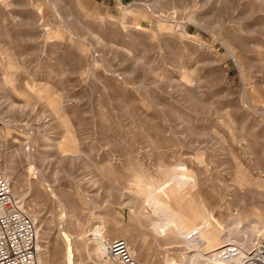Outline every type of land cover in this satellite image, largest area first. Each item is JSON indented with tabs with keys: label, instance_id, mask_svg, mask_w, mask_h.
<instances>
[{
	"label": "rangeland",
	"instance_id": "374dc122",
	"mask_svg": "<svg viewBox=\"0 0 264 264\" xmlns=\"http://www.w3.org/2000/svg\"><path fill=\"white\" fill-rule=\"evenodd\" d=\"M0 175L51 264L63 233L230 264L264 228V0H0Z\"/></svg>",
	"mask_w": 264,
	"mask_h": 264
},
{
	"label": "built area",
	"instance_id": "2783aa9c",
	"mask_svg": "<svg viewBox=\"0 0 264 264\" xmlns=\"http://www.w3.org/2000/svg\"><path fill=\"white\" fill-rule=\"evenodd\" d=\"M105 247L108 257L117 264H145L134 259L124 240L108 241ZM232 262L236 264L235 261ZM0 264H39V235L36 223L27 214L23 202L15 199L9 182L1 175ZM207 264L222 263L211 261ZM239 264H264V240L258 241Z\"/></svg>",
	"mask_w": 264,
	"mask_h": 264
},
{
	"label": "bare ground",
	"instance_id": "6f19581e",
	"mask_svg": "<svg viewBox=\"0 0 264 264\" xmlns=\"http://www.w3.org/2000/svg\"><path fill=\"white\" fill-rule=\"evenodd\" d=\"M30 142H29V146H30ZM24 152H25L26 157L29 159V161L31 163L33 160V152L30 149H27ZM35 171H37V170L33 169V177L35 178L36 176L37 177L40 176L42 181L48 185L47 190L48 191L50 190V192H51L50 194L55 195L52 186L50 184H48V181L45 179V177L42 174H40L39 172L35 173ZM5 180H8V179L6 178ZM8 182H9V180H8ZM13 196L17 200L20 199L19 197H16L14 194H13ZM23 201H24V199L22 200V202ZM59 204L62 205L61 202ZM256 223L260 224L258 221ZM253 229H255V227ZM253 229L250 230L249 228L243 226V223L240 220H238L237 226L234 228H230L224 234L227 237L226 239H224L225 243H227L228 245L234 246V248L227 255L229 256L230 260L235 261L236 264H239L243 260V258L247 255V253L251 250V248L248 245L244 244L246 241H248V239H245V238L248 236L254 235L255 232L259 233L260 236L261 235L264 236V228L258 229L259 231L256 229L255 230H253ZM38 235H39V230H38ZM62 238H63L62 240H63L64 245H65V250H66V252H65L66 263L67 264H74L73 259H72V252H73L72 240L73 239H72L71 235H69L67 233H63ZM42 253H43V251L40 250V247H39V264H51L52 260H53V259H51V254L46 253V252H45L46 254L45 253L42 254ZM43 255H44V258H43ZM94 255L97 258L99 264H101L104 260H106L105 258L107 257L106 248L99 245L98 248L95 250ZM213 261H216V260H213ZM189 262L191 264H201V263H195V260H193V259L190 260Z\"/></svg>",
	"mask_w": 264,
	"mask_h": 264
}]
</instances>
